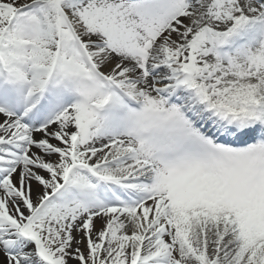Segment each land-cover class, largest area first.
Segmentation results:
<instances>
[{
    "label": "snow or ice",
    "instance_id": "6c2138e0",
    "mask_svg": "<svg viewBox=\"0 0 264 264\" xmlns=\"http://www.w3.org/2000/svg\"><path fill=\"white\" fill-rule=\"evenodd\" d=\"M0 264H264V0H0Z\"/></svg>",
    "mask_w": 264,
    "mask_h": 264
}]
</instances>
